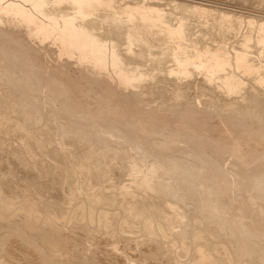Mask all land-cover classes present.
Here are the masks:
<instances>
[{
	"label": "bare ground",
	"instance_id": "1",
	"mask_svg": "<svg viewBox=\"0 0 264 264\" xmlns=\"http://www.w3.org/2000/svg\"><path fill=\"white\" fill-rule=\"evenodd\" d=\"M0 264H264V0H0Z\"/></svg>",
	"mask_w": 264,
	"mask_h": 264
}]
</instances>
